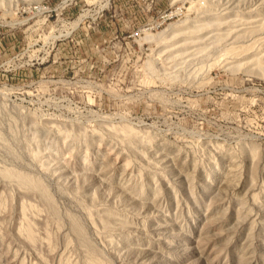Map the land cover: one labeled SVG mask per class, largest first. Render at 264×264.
Instances as JSON below:
<instances>
[{
	"label": "rangeland",
	"instance_id": "obj_1",
	"mask_svg": "<svg viewBox=\"0 0 264 264\" xmlns=\"http://www.w3.org/2000/svg\"><path fill=\"white\" fill-rule=\"evenodd\" d=\"M0 264H264V0H0Z\"/></svg>",
	"mask_w": 264,
	"mask_h": 264
},
{
	"label": "bare ground",
	"instance_id": "obj_2",
	"mask_svg": "<svg viewBox=\"0 0 264 264\" xmlns=\"http://www.w3.org/2000/svg\"><path fill=\"white\" fill-rule=\"evenodd\" d=\"M33 2H36L37 0H32ZM187 39V38H186Z\"/></svg>",
	"mask_w": 264,
	"mask_h": 264
}]
</instances>
